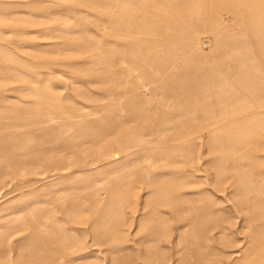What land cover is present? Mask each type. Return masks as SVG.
Instances as JSON below:
<instances>
[{
    "label": "rangeland",
    "instance_id": "obj_1",
    "mask_svg": "<svg viewBox=\"0 0 264 264\" xmlns=\"http://www.w3.org/2000/svg\"><path fill=\"white\" fill-rule=\"evenodd\" d=\"M0 264H264V0H0Z\"/></svg>",
    "mask_w": 264,
    "mask_h": 264
}]
</instances>
